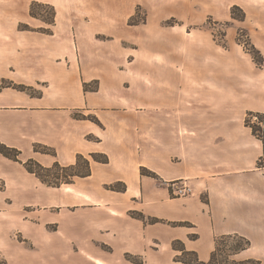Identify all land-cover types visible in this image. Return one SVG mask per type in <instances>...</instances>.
<instances>
[{
	"label": "crops",
	"instance_id": "obj_1",
	"mask_svg": "<svg viewBox=\"0 0 264 264\" xmlns=\"http://www.w3.org/2000/svg\"><path fill=\"white\" fill-rule=\"evenodd\" d=\"M31 1L0 0V80L37 90L0 87V143L21 160L0 153V201L43 208L45 241L72 243L95 264H183L174 260L176 240L207 261L215 237L235 233L255 250L244 258L263 260L262 149L244 115L264 110V75L234 40L230 7H243V24L256 20L264 32V0L58 1L51 33L37 30L43 24L30 16ZM136 5L147 9L146 21L129 24ZM209 16L234 20L227 48L199 28ZM168 17L182 24L163 26ZM91 81L97 90L84 89ZM78 154L90 159V174L59 186L23 165L33 158L67 166ZM174 180L191 193L173 196ZM114 182L125 189L105 188ZM36 189L47 202H30Z\"/></svg>",
	"mask_w": 264,
	"mask_h": 264
},
{
	"label": "rangeland",
	"instance_id": "obj_2",
	"mask_svg": "<svg viewBox=\"0 0 264 264\" xmlns=\"http://www.w3.org/2000/svg\"><path fill=\"white\" fill-rule=\"evenodd\" d=\"M34 1L38 3H44V2H39L37 0ZM49 1L50 3L47 4L53 6L56 15V8L54 6V3H58V1H65L67 3L70 2L71 4H73L75 2H80L81 0H49ZM31 2H33V0ZM231 7H230V15H231ZM239 7L243 10L245 16L243 20L232 18L238 21V27L235 26L236 32H235L234 40L236 41V43H238L239 46H241L244 53L248 54L251 57V60L253 61L255 67L259 71V75H264V32L258 26L254 25L255 23H257L256 20L255 22H252V24L251 23L243 24L246 19V12L243 7L241 6ZM34 9L37 13L43 15L44 17L50 16L51 10L48 6L35 5ZM146 15H147V9L142 5H136L134 7V12L132 16H130L128 19V23L138 24L145 22ZM238 15H240L239 11H238ZM38 20L43 24L42 27L51 28L52 25H47L40 19ZM234 20L218 21V20H214L212 16H209L206 18V21H204V23L199 25V28H205L210 30L214 41L223 48H227L228 44L226 41V32L232 26ZM161 23L163 26H174L178 24L181 25L182 21L178 20L175 17H168L162 20ZM20 24L25 25L26 23H19V25ZM28 26L32 28V26L30 25ZM187 28L189 29L191 27H187ZM252 33H253V37L251 36ZM246 34L248 35L249 40H247ZM251 44L255 47L256 50H258V52H260V55L263 58V62L260 66L255 63L252 56L250 55V52H248V50L246 49V48H251L250 46ZM256 57L259 58V55H256ZM1 84L3 83L1 82ZM87 84H89L88 85L89 87L95 85L94 81H91ZM97 86H98V82H97ZM28 91L36 92L37 90L31 87L30 90ZM250 111L249 110L246 111L244 115V120L245 117L247 116V113ZM252 112H258V111H252ZM260 112H264V110ZM250 118H252V121H255L256 119L255 117H250ZM244 125H245V121H244ZM259 134H261L262 138L264 139V125L262 126ZM257 139L260 141L262 151L256 161V167L264 171V143L260 138ZM69 172L71 171L69 170L68 173ZM56 175L64 177L65 175L68 174L64 170L52 168L47 177L50 180L54 181ZM112 184H115L116 187L119 188L122 186L123 183L114 182ZM112 184L110 185L112 186ZM108 186L109 185H106L105 188L113 191H119V192L122 191V190L108 188ZM58 195L59 192H54L52 196H54L55 198L51 197L52 200L59 201ZM28 199L31 200L30 202H33L34 204L36 203L44 204L45 202H47L46 196H44L42 189H36L33 192V196H29ZM17 204H18L17 197L8 196L1 198L0 201V264H95V262L100 263V261L85 259L82 255H80V252L77 251L76 245L72 243H65L64 241L60 240L57 237H54V239L51 240L52 242L45 241V239L42 236V232L45 231L44 227L42 226L44 221L43 208L24 207L21 209L20 208L17 209L15 207ZM39 226H40V230L38 228ZM47 229H48L47 231L52 230V228L49 227H47ZM245 237L248 238L247 236ZM234 243H235L234 240L231 239L228 240L226 242L225 249L229 250V248H232V246H234ZM253 251L255 250L254 248L252 249L250 244V246L247 249L241 251L238 254V256L235 257L244 258ZM54 253H58V254L63 253L65 256L69 255L70 257L56 258V255H54ZM188 258L190 257L188 256ZM162 264H167L166 260L163 259ZM261 264H264V259L261 260Z\"/></svg>",
	"mask_w": 264,
	"mask_h": 264
},
{
	"label": "trees",
	"instance_id": "obj_3",
	"mask_svg": "<svg viewBox=\"0 0 264 264\" xmlns=\"http://www.w3.org/2000/svg\"><path fill=\"white\" fill-rule=\"evenodd\" d=\"M35 5L48 6L51 10L50 16L44 17L43 15H40L39 13H37L34 9ZM238 11L240 12V15H238ZM29 14L30 16L34 18L40 19L47 25L54 24L55 10L53 6L47 3H38L36 1L31 2L30 7H29ZM231 16L232 18L243 20L245 14L239 6L233 5L231 7ZM19 27L20 29H23V30L32 29L26 24L25 25L20 24ZM37 30L44 32V33H51V28H48V27H40ZM246 37H247V40H249L247 34H246ZM250 46L251 48H246V49L248 50V52H250V55L252 56L255 63L260 66L263 62V58L260 55V52H258V50H256L252 44ZM256 55H259V58H257ZM1 82L3 84H1ZM94 83L95 85L92 87H89L88 86L89 84L84 83L83 84L84 89L92 90V91L97 90V87H98L97 81H94ZM5 86H12L13 88H16L22 91H28L31 88L30 86H25L22 84H15L5 79H1L0 87H5ZM30 93H34V92L30 91ZM75 117L88 118L94 122L99 123L96 117L92 115L85 116L81 113H75ZM250 117H255L256 118L255 121H252V118ZM244 121H245V125L250 127L252 134L256 136L257 138H260L264 143V139L262 138V135L259 134L262 126L264 125V112L250 111L247 113V116L245 117ZM34 150L54 154L53 150L47 146H35ZM0 153L10 159L21 162V160L19 159L20 151L16 148L8 147L0 143ZM91 159L97 162H101V163L108 162V156L104 153H92ZM23 165L28 172L33 173L42 183L47 184V185H54V186H58L59 184H62V183H72L75 177L88 176L91 172L90 159L85 157L82 154H78L76 156V161L74 164L67 165V166L61 165L58 161H54L53 164L50 166H44L40 164L39 162H37L36 160H34L33 158H29L25 160L23 162ZM52 168L64 170L68 175H65L64 177L56 175L55 180L52 181L47 177ZM69 170L71 172L68 173ZM140 172L141 174L148 175L154 178L157 177L155 173H153L152 171L144 167L140 168ZM108 188L116 189V190H124L125 185L123 183L122 186L118 188L116 187L115 184H112V186L109 185ZM139 216H142V215H139ZM230 239L234 240L235 243H234V246H232V248H229L228 250V249H225V247H226V242ZM214 241H215L214 249L212 250L210 257L207 261L200 260L196 252L186 250L181 241L179 240L173 241L172 243L173 249L180 251V254L176 255L174 257V260L182 262L183 264H261V261L256 258H252V257L236 258L235 257L237 253L239 254L241 251L247 249L251 244V241L242 234H239V233L238 234L236 233L235 234H222V235L215 237ZM188 256L190 258H188Z\"/></svg>",
	"mask_w": 264,
	"mask_h": 264
},
{
	"label": "built area",
	"instance_id": "obj_4",
	"mask_svg": "<svg viewBox=\"0 0 264 264\" xmlns=\"http://www.w3.org/2000/svg\"><path fill=\"white\" fill-rule=\"evenodd\" d=\"M171 192L173 196H185L191 193L192 189L183 180H174L170 182Z\"/></svg>",
	"mask_w": 264,
	"mask_h": 264
}]
</instances>
